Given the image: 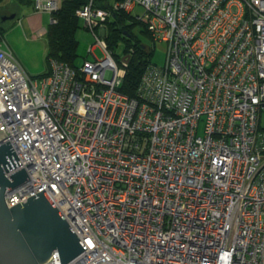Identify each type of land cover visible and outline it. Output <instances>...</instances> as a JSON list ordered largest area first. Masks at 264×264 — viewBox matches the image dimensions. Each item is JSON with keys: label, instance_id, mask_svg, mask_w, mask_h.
Returning <instances> with one entry per match:
<instances>
[{"label": "built area", "instance_id": "2783aa9c", "mask_svg": "<svg viewBox=\"0 0 264 264\" xmlns=\"http://www.w3.org/2000/svg\"><path fill=\"white\" fill-rule=\"evenodd\" d=\"M114 7L167 43L139 95L118 89L111 9L94 0L78 12L103 57L51 58L32 76L0 43V141L22 162L6 174L30 176L8 204L45 188L86 246L65 264H264V0ZM43 264H62L58 251Z\"/></svg>", "mask_w": 264, "mask_h": 264}, {"label": "water", "instance_id": "95a60500", "mask_svg": "<svg viewBox=\"0 0 264 264\" xmlns=\"http://www.w3.org/2000/svg\"><path fill=\"white\" fill-rule=\"evenodd\" d=\"M20 163L10 140L0 141V264H43L55 250L65 264L86 246L45 188L12 206L7 202V188L30 177L24 166L6 174Z\"/></svg>", "mask_w": 264, "mask_h": 264}, {"label": "trees", "instance_id": "16d2710c", "mask_svg": "<svg viewBox=\"0 0 264 264\" xmlns=\"http://www.w3.org/2000/svg\"><path fill=\"white\" fill-rule=\"evenodd\" d=\"M2 1L3 0H0V3ZM88 1L89 0H59L58 7L50 11L51 17H53L55 21L50 20V25L45 29L49 42V62L51 58H56L75 67L83 65L84 62L79 63L77 61V56L79 54L77 32L81 27L90 28L85 25V18L79 14L78 10ZM115 1L116 0H94L96 5L98 4L99 6L111 9V13L104 20L107 26V33L104 39L107 42L110 52L118 62L122 63V59L120 58L121 55L116 53L114 47L120 38L126 42L124 50L130 52L129 60L124 64L125 74L118 89L128 94L139 95L144 71L149 66L159 64L152 60L154 49L145 44L140 35L133 31L134 25L141 22L145 26L143 29L149 33L147 24L137 17L135 12H127L122 8H115ZM33 2H35V0H33ZM93 33L95 34V30ZM3 40L4 34L0 26V43ZM49 71L50 66L48 70L38 75L46 74Z\"/></svg>", "mask_w": 264, "mask_h": 264}, {"label": "rangeland", "instance_id": "374dc122", "mask_svg": "<svg viewBox=\"0 0 264 264\" xmlns=\"http://www.w3.org/2000/svg\"><path fill=\"white\" fill-rule=\"evenodd\" d=\"M136 10H140L137 7ZM16 11L15 18L4 17L8 12ZM19 12V13H18ZM51 13L49 10L36 9L33 0H3L0 3V26L4 34L1 44L14 52L16 57L23 64L24 68L33 76L48 70L50 62L48 59L49 42L45 29L50 25ZM143 23L138 22L134 25L133 31L140 35L142 41L154 49L152 60L162 65L166 61L167 43L162 40H154L150 32L145 31ZM99 33V32H98ZM78 58L79 63L86 58H95L105 55L104 50L97 42V37L92 30L81 27L77 32ZM90 44H95L92 52H89ZM126 42L119 39L114 46L116 53L122 59L121 66L129 60L130 52L124 50ZM112 72L108 71V76ZM264 116V114H263Z\"/></svg>", "mask_w": 264, "mask_h": 264}, {"label": "flooded vegetation", "instance_id": "af4514ba", "mask_svg": "<svg viewBox=\"0 0 264 264\" xmlns=\"http://www.w3.org/2000/svg\"><path fill=\"white\" fill-rule=\"evenodd\" d=\"M17 12L16 11H14V12H8V13H6V14H4V17H10V18H14V17H16V14ZM15 14V16L14 17H11V16H13Z\"/></svg>", "mask_w": 264, "mask_h": 264}]
</instances>
